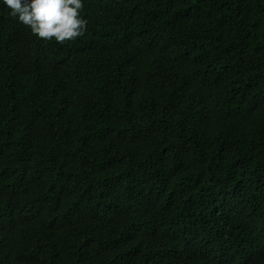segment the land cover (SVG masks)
Returning a JSON list of instances; mask_svg holds the SVG:
<instances>
[{
    "label": "trees",
    "instance_id": "1",
    "mask_svg": "<svg viewBox=\"0 0 264 264\" xmlns=\"http://www.w3.org/2000/svg\"><path fill=\"white\" fill-rule=\"evenodd\" d=\"M0 2V264H264V0H84L82 36Z\"/></svg>",
    "mask_w": 264,
    "mask_h": 264
},
{
    "label": "clouds",
    "instance_id": "2",
    "mask_svg": "<svg viewBox=\"0 0 264 264\" xmlns=\"http://www.w3.org/2000/svg\"><path fill=\"white\" fill-rule=\"evenodd\" d=\"M21 23L39 37L58 42L82 36L87 20L82 16L84 0H0Z\"/></svg>",
    "mask_w": 264,
    "mask_h": 264
}]
</instances>
